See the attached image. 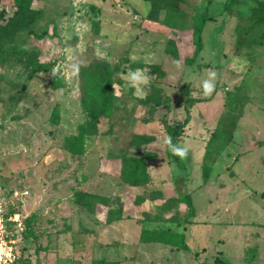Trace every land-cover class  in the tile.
I'll return each mask as SVG.
<instances>
[{
  "label": "rangeland",
  "instance_id": "rangeland-1",
  "mask_svg": "<svg viewBox=\"0 0 264 264\" xmlns=\"http://www.w3.org/2000/svg\"><path fill=\"white\" fill-rule=\"evenodd\" d=\"M225 1L212 0L215 20L206 23L192 66L181 60L192 56L193 16L205 0H182L152 18L147 0L33 1L45 13L34 29L45 34L21 33L16 44L38 50L53 69L29 77L24 64L0 67V185L10 194L27 190L17 198L19 210L35 219V237L19 242L23 258L31 264H264V20L255 17L264 14V0H235L222 12ZM12 2L0 0V7L10 14ZM169 39L178 60L165 50ZM94 61L114 70L118 100L114 116L100 118L77 156L62 147L85 119L79 70ZM138 69L143 83L130 80ZM209 70L216 73L215 90L205 96L201 82ZM56 78L64 86L52 89ZM187 86L200 101L181 139L188 149L181 168L165 155L161 118H184L179 89ZM153 87L169 97V109L144 102ZM55 105L57 124L50 120ZM219 125L231 129L232 138L204 175L205 146ZM121 155H150L149 182H123ZM79 191L119 197L125 217L104 222L105 208L91 213L77 203ZM184 191L192 195L194 217L179 200ZM159 227L184 233L189 250L139 240L142 229Z\"/></svg>",
  "mask_w": 264,
  "mask_h": 264
},
{
  "label": "trees",
  "instance_id": "trees-1",
  "mask_svg": "<svg viewBox=\"0 0 264 264\" xmlns=\"http://www.w3.org/2000/svg\"><path fill=\"white\" fill-rule=\"evenodd\" d=\"M35 0H13L11 8L12 11L9 14L5 7H0V67H3L10 62L17 64H24V67L28 69L29 77H33L37 73L46 72L53 69V64L43 62L39 59V51L35 49H24L16 44V40L21 33H26L27 37L44 36L45 32L37 33L34 27L38 25L45 18V13L42 9H35L32 7V3ZM150 3L149 17L152 18L158 14L160 10H170L177 8L182 0H147ZM235 0H226L223 3L222 12H228L230 10L231 3ZM212 0H205L200 5V10L193 16L192 21V43L194 50L192 56L185 57L181 60L185 65H195L197 57L203 49L202 33L204 27L208 21L215 20V15L209 13V6ZM259 8L264 9V3H260ZM258 10V9H257ZM257 20H264V14H257ZM95 27L98 28V23H95ZM166 52L174 57L180 59L178 49L173 39H169L166 48ZM141 67V65H137ZM198 67L201 65L197 64ZM210 65H204L209 67ZM151 69L159 76H163L164 72L158 66H151ZM114 70L105 65L102 61H94L86 66L80 67V104L85 114L84 121L78 126L76 135L70 136L66 139L63 150L74 154L81 155L83 153V145L86 138L97 133V125L101 117L111 119L115 113V106L117 103V95L114 93L112 85V77ZM64 86V81L61 78H56L51 82L52 89H59ZM180 93L185 96L182 104L185 116L182 120H173L167 118L164 114L161 118V124L166 134V140L171 137L172 144L181 147V139L184 134L185 127L190 121L191 107L199 102L200 99L194 97L187 87H181ZM162 89L160 87H153L151 94L144 100L147 104H153L152 106L162 105L169 109L170 99L167 96L161 95ZM162 96V97H161ZM181 106L179 102H173V107L178 108ZM60 119L59 107L55 105L50 120L52 123L57 124ZM136 139L146 138L144 135H135ZM231 129L219 125L211 134L203 155V168L204 175H208L210 166L213 161L219 156L226 145L231 141ZM165 140V141H166ZM165 155L168 162L171 164H177L183 168V157L176 155L165 142ZM119 167V178L131 185L141 186L149 182L148 163L147 160L152 159L150 155L145 157H134L121 155L117 157ZM1 184V187H4ZM179 200L185 203L188 208V215L194 217L196 210L193 204L192 195L190 192H179ZM143 198L135 196L134 203L138 204ZM77 203L93 214H97L100 208H105L104 222L110 223L123 219L124 208L119 197L109 198L101 195L92 194L86 191H79L76 193ZM16 210V209H15ZM13 210V211H15ZM145 218L149 215L147 212H142ZM34 215H28L24 220L25 230L22 233V238L33 239L35 237L32 224L34 222ZM188 223H193L188 221ZM139 240L142 243H161L169 245L174 248L189 250V246L185 241V235L182 232L172 231L167 228L159 227L154 229L145 228L141 230ZM17 264H31L28 258H23L20 254ZM101 264H109L101 262ZM112 264H117L116 262Z\"/></svg>",
  "mask_w": 264,
  "mask_h": 264
},
{
  "label": "built area",
  "instance_id": "built-area-1",
  "mask_svg": "<svg viewBox=\"0 0 264 264\" xmlns=\"http://www.w3.org/2000/svg\"><path fill=\"white\" fill-rule=\"evenodd\" d=\"M9 192V189L0 185V264L18 263L19 242L25 230L24 220L28 216L19 210L21 201L17 199L26 196L28 191Z\"/></svg>",
  "mask_w": 264,
  "mask_h": 264
},
{
  "label": "clouds",
  "instance_id": "clouds-1",
  "mask_svg": "<svg viewBox=\"0 0 264 264\" xmlns=\"http://www.w3.org/2000/svg\"><path fill=\"white\" fill-rule=\"evenodd\" d=\"M215 77H216V73L212 70H209L208 77L202 80L201 87H202L203 94L205 96L211 95L213 91L215 90ZM146 79L147 78L143 74L142 70H139V69L136 72H133L130 74V80L133 83H143L146 81ZM165 142L169 145L170 149L176 155L180 157L187 156L188 149L186 147H180L178 145L172 144L171 137H169Z\"/></svg>",
  "mask_w": 264,
  "mask_h": 264
}]
</instances>
